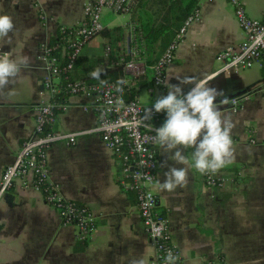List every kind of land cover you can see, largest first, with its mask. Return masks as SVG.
<instances>
[{
  "label": "crops",
  "instance_id": "1",
  "mask_svg": "<svg viewBox=\"0 0 264 264\" xmlns=\"http://www.w3.org/2000/svg\"><path fill=\"white\" fill-rule=\"evenodd\" d=\"M87 1L0 0V14L11 16L15 26L9 33L11 42H0V49L14 58H29L28 67L0 92V178L22 142L32 137L36 107L49 96L41 85L46 69L40 45L52 43L59 26L78 25ZM244 3L250 16L264 14V0ZM103 20L106 28L122 25L113 24L110 14ZM242 38L227 0H200L197 19L187 28L166 68L164 88L149 93L147 73L144 86L137 90L139 100L152 105L158 96L167 94L168 84L210 78V86L223 93L217 107L234 124V159L215 173L234 181L220 188L206 186L203 175L190 167L193 149H183L188 164L178 165L169 158L171 153L158 146L156 181H164L170 166L189 169L185 187L167 192L153 186L157 207L168 216L180 264H264V95L255 91L264 88V68L216 73L221 65L216 53L237 49ZM191 86L182 85L185 91ZM241 95L247 97L232 111L230 99ZM64 102L67 107L58 113L53 130L69 133L97 124L92 98L70 95ZM164 119L165 115L160 125ZM47 164V181L56 185L59 195L89 209L93 227L86 244L76 249L84 241L77 227L62 221L28 175L0 198V264H131L133 259L150 264L153 246L144 232L135 196L120 188L114 157L97 133L81 134L73 145L53 143Z\"/></svg>",
  "mask_w": 264,
  "mask_h": 264
},
{
  "label": "built area",
  "instance_id": "2",
  "mask_svg": "<svg viewBox=\"0 0 264 264\" xmlns=\"http://www.w3.org/2000/svg\"><path fill=\"white\" fill-rule=\"evenodd\" d=\"M227 2L233 9L243 38L237 49L226 48L216 53L215 59L221 63L216 73L239 71L253 66L264 68V14L257 18L250 16L244 0ZM134 5L135 0L87 1L83 5V19L78 25L59 26L54 41L40 45L46 69L41 85L49 96L36 107L32 137L22 142L15 160L2 170L0 198L16 181L24 182L28 175H32L34 186L42 191L46 203L56 210L62 221L74 224L78 229L79 239L85 240L93 227L89 209L81 203L61 197L56 185L48 183L47 156L53 143L62 141L73 145L79 135L97 133L114 157L120 188L135 196V206L144 232L153 246L150 264H168L165 257L169 251L178 257L174 264H180V255L172 240L168 216L158 209L157 197L153 190L158 166V145L151 142V137L155 135L152 129L160 126L162 112H153L151 119H147L146 110L151 108V105L142 103L137 91L133 96L125 97L115 91L116 83L112 81L101 85L100 82L74 78L71 75L76 60L81 56L83 45L107 27L102 22L105 16L120 15L126 16L121 25L122 38L117 47V59L108 67L122 65L123 80L127 82L122 86L126 90H138V80L147 73L151 77L149 93L153 94L156 90L164 88L166 68L174 60L177 47L184 39L187 28L197 19L198 7L184 20L159 58L154 63L147 64L142 54V28L131 18ZM0 52L4 51L0 49ZM110 52L111 46L104 44L102 55L107 58ZM255 91L264 95V88ZM70 95H84L93 99L97 118L94 127L69 133L52 129L58 113L67 107L64 99ZM121 96L124 104L118 106L117 98ZM246 97L247 95L232 97L230 109L237 111ZM203 180L206 186L215 188L234 181L230 176L211 173L204 174ZM208 263L213 264L211 261Z\"/></svg>",
  "mask_w": 264,
  "mask_h": 264
},
{
  "label": "clouds",
  "instance_id": "3",
  "mask_svg": "<svg viewBox=\"0 0 264 264\" xmlns=\"http://www.w3.org/2000/svg\"><path fill=\"white\" fill-rule=\"evenodd\" d=\"M13 19L7 14H0V42H11L9 33L14 30ZM29 65L27 56L13 57L11 52H0V92L13 83L22 68ZM102 69L97 68L90 73L101 85ZM123 79L116 81L115 91L123 93ZM183 84L192 86L185 91ZM167 94L158 96L151 108L146 110V118L151 119L153 112L165 114L164 122L152 129L155 133L151 142L158 145L164 153H171L170 159L178 165L188 164L189 158L183 149H193L191 165L201 175L215 174L230 165L234 159L232 129L234 124L229 114H222L217 107V98L223 93L210 86V78H186L176 84L167 85ZM118 106H123L121 97L117 98ZM166 164V161L164 162ZM187 167H168L164 181L155 182L159 191L174 192L177 187H185L188 183ZM168 264H174L178 257L171 251L165 257ZM131 264H144L142 259H133Z\"/></svg>",
  "mask_w": 264,
  "mask_h": 264
},
{
  "label": "trees",
  "instance_id": "4",
  "mask_svg": "<svg viewBox=\"0 0 264 264\" xmlns=\"http://www.w3.org/2000/svg\"><path fill=\"white\" fill-rule=\"evenodd\" d=\"M199 1L200 0H135L131 17L136 20L142 28L144 35L142 54L147 64H152L159 58L184 20L198 7ZM122 32L119 26L110 28L105 27L100 34L102 37L106 38L105 42L111 46L109 57L105 58L103 55L80 56L74 64L71 75L74 74V78H83L93 82H100L90 76L93 70L100 68L103 70L100 77L101 80L116 83L118 79H123L124 73L122 65L116 64L112 67H108L111 62L117 59V47L122 38ZM142 79L143 77L138 80L139 87L145 84V81ZM121 87H123L122 94L125 97H131L137 91L135 88L126 90L124 86ZM161 115L164 116L165 114L162 112ZM85 244L86 240L81 242L76 249H82Z\"/></svg>",
  "mask_w": 264,
  "mask_h": 264
},
{
  "label": "rangeland",
  "instance_id": "5",
  "mask_svg": "<svg viewBox=\"0 0 264 264\" xmlns=\"http://www.w3.org/2000/svg\"><path fill=\"white\" fill-rule=\"evenodd\" d=\"M126 17V16H125ZM125 17H122L120 15L113 16V24L123 23L125 21ZM102 22L105 24V20H102ZM104 49V38L101 34H97L94 37H92L88 42H86L82 49H81V55L86 56H96V55H102ZM140 92H145V88H142Z\"/></svg>",
  "mask_w": 264,
  "mask_h": 264
},
{
  "label": "water",
  "instance_id": "6",
  "mask_svg": "<svg viewBox=\"0 0 264 264\" xmlns=\"http://www.w3.org/2000/svg\"><path fill=\"white\" fill-rule=\"evenodd\" d=\"M156 205L158 206V199H156Z\"/></svg>",
  "mask_w": 264,
  "mask_h": 264
}]
</instances>
